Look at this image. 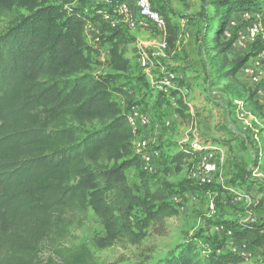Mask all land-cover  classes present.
I'll list each match as a JSON object with an SVG mask.
<instances>
[{
	"label": "trees",
	"instance_id": "obj_1",
	"mask_svg": "<svg viewBox=\"0 0 264 264\" xmlns=\"http://www.w3.org/2000/svg\"><path fill=\"white\" fill-rule=\"evenodd\" d=\"M124 1L0 0V21L7 20L0 34V264H41V246L63 240L88 211L105 232L93 239L95 249H108L118 241L138 245L147 229L162 234L165 221L178 214L168 200L177 202L200 189L196 181L149 187L126 119L136 105L133 94L117 86L115 76L92 73V58L100 48L86 38L89 24L101 28L109 69H128L125 51L133 40L119 28L123 17L117 12ZM161 7L167 49H173L178 34L163 9L168 6ZM211 8L212 24L204 38L211 63L221 79L237 84L249 57L264 52V34L252 54L230 58L233 43L226 37L232 16L264 14V0H213ZM157 94L159 103L170 99L184 108L178 90L171 91L170 98ZM252 101L257 109L259 98ZM204 154L183 147L170 161L179 172ZM131 168L139 171L138 187L127 183L125 171ZM247 177L228 182L217 193L249 198L264 207V187ZM224 227L231 235L216 234L218 241L209 251L188 241L156 264H247L249 255L260 259L253 264H264L263 216ZM228 242L243 248L233 252ZM244 248L250 251L241 254ZM54 254L58 264H94L85 246Z\"/></svg>",
	"mask_w": 264,
	"mask_h": 264
},
{
	"label": "rangeland",
	"instance_id": "obj_2",
	"mask_svg": "<svg viewBox=\"0 0 264 264\" xmlns=\"http://www.w3.org/2000/svg\"><path fill=\"white\" fill-rule=\"evenodd\" d=\"M149 1L159 14L163 4L168 6L163 9L178 34L175 47L161 51L159 34L137 26L131 27L122 19L118 23L119 28L133 40L125 51L129 62L127 71L114 73L109 69L108 47L101 40V35H98L100 51L92 58L95 62L92 73L97 76H115L116 85L130 91L135 106L141 112L148 113L150 127L145 129L144 134L150 141L155 140L153 147L159 153L153 162V172L146 173L151 189L166 184L176 186L185 181L196 184L193 174L199 172L198 161L185 163L179 172L171 164V158L183 147L199 145L203 152L212 154L217 169L210 177V184H198L200 189L197 192L188 193L189 196H182L177 202L175 198L168 200V204L174 206L178 214L165 221L162 234L149 228L146 237L138 245L118 241L108 249L97 250L92 241L103 237L105 232L99 219L92 211H88L84 222L69 227L68 235L63 240L41 246V264H58L59 260L54 254L56 250L64 255L80 246H85L91 253L94 264H156L168 257L178 245L188 241L202 252L209 251L218 241V226L248 223L259 216L264 217V207L256 205L255 200L237 196L231 199L227 196L226 209L223 210L215 197L223 185L245 174L248 175L247 181L254 180L257 186L264 187V98L259 99L257 109L252 105V100H258L256 92L264 87V56L260 54L262 59L255 70L257 83H253L248 75L246 80H240L237 84L225 81L214 69L204 39L212 24L213 0ZM19 13L26 12L20 9ZM232 21L230 33L226 37L231 39L234 46L229 57L242 58L252 54L253 45L264 34V14H234ZM6 27L7 20L0 21V34ZM253 27L260 28V31L251 39L248 30ZM88 42L93 43L92 40ZM140 50L145 51L154 61L155 66L151 70L153 79L165 71L175 72L179 76H191L189 79L196 83L195 87L191 88L187 82L179 81L186 95L185 103L182 101L184 108L180 110L178 104L170 99H159L161 102H158V94L138 66L137 54ZM256 58L252 55L248 62ZM118 103L122 106L120 100ZM168 121L170 126L165 127ZM157 126L161 128L160 131H156ZM125 177L129 186L140 185L138 170H126ZM136 215L137 211L134 213ZM256 260L257 255H250L247 264H253Z\"/></svg>",
	"mask_w": 264,
	"mask_h": 264
},
{
	"label": "built area",
	"instance_id": "obj_3",
	"mask_svg": "<svg viewBox=\"0 0 264 264\" xmlns=\"http://www.w3.org/2000/svg\"><path fill=\"white\" fill-rule=\"evenodd\" d=\"M84 2H90V0H83ZM129 0L121 2L117 7V12L123 17V20L131 27H140L144 30H152L161 37L160 49L164 51L167 48L166 43V24L161 14L153 9L149 0H131L136 8V16H133L130 12ZM106 17V16H105ZM111 26L115 27L116 23L110 21ZM260 31V28L253 27L248 30V35L253 39ZM250 67L245 69V73L251 77L253 83L258 82L257 74L255 70L260 65V59L262 56H257ZM138 66L145 72L148 77L150 86L156 93H161L164 97L170 98L171 91L180 93L185 102V94L182 87H179L181 77L172 71L163 72L158 78L155 79L151 76V70L155 64L153 59L143 50H140L137 54ZM257 97L259 99L264 98V94L261 90H258ZM126 119L130 124L135 139L133 141V149L137 154L141 155L143 162L142 170L150 174L153 172V162L159 156L157 150L154 149V142L146 138L144 131L149 126V118L146 113L141 112L137 106L131 107L126 113ZM170 122H165V127H169ZM197 151H201L202 148L199 145H193ZM199 172L193 174V178L199 185H208L211 182V175L216 171L217 167L212 154H204L199 160ZM212 209V206H210ZM217 233H224L226 236L231 235V231L226 229L224 226L216 227ZM235 252L234 249H231ZM240 252V251H239Z\"/></svg>",
	"mask_w": 264,
	"mask_h": 264
},
{
	"label": "crops",
	"instance_id": "obj_4",
	"mask_svg": "<svg viewBox=\"0 0 264 264\" xmlns=\"http://www.w3.org/2000/svg\"><path fill=\"white\" fill-rule=\"evenodd\" d=\"M129 2V5H130V12H131V14L133 15V16H136V8L134 7V4H133V2L131 1V0H129L128 1ZM101 28H100V26L99 25H96V24H89L88 26H87V30H86V38H87V40L88 41H93V43H97V44H100V41L98 40V38H97V36L98 35H101ZM232 49H234V46H233V48ZM262 55L264 56V52L262 53ZM252 65V62H248L246 65H245V67H244V69L239 73V75L237 76V78L239 79V80H243V79H247V74L245 73V69L247 68V67H250ZM180 77H181V80H183V82L184 83H188V85L192 88V87H195V85H196V83L195 82H192L190 79H191V76L189 75V76H187V75H183V74H180ZM190 78V79H189ZM189 80V81H188ZM208 81V80H207ZM262 93L264 94V87L262 88ZM185 103V102H184ZM188 106V105H187ZM143 107V106H142ZM177 107V106H176ZM139 108V107H138ZM145 113V112H144ZM146 115L148 116V118H149V115H148V113H146ZM149 127H150V124H149V126H148V128L147 129H149ZM161 130V128L159 127V126H157V128H156V131H160ZM155 135H157V133H155ZM153 142H154V145H155V140L153 139L152 140ZM209 147H207V149H208ZM220 182H223L221 179H220ZM189 196L188 195V193H185V195L184 196ZM215 197H216V199L218 200V202L219 203H221V209H223V210H225L226 209V203H227V201H226V198L225 197H223L222 195H220V194H218V193H216L215 194ZM230 219H233V218H231L230 217ZM251 221H253V219L251 220ZM236 223H240V222H236ZM216 234H218V233H216ZM228 245H227V248L228 249H234V248H243L242 246H238V245H236V244H232V242H228L227 243ZM250 250H248V248H244V249H241L240 250V253L241 254H247L248 252H249ZM250 256V255H249ZM257 259L258 260H260L258 257H257ZM258 260H256V261H258Z\"/></svg>",
	"mask_w": 264,
	"mask_h": 264
}]
</instances>
